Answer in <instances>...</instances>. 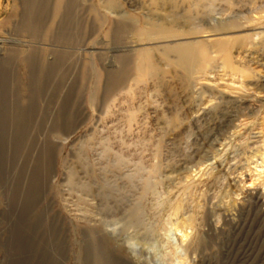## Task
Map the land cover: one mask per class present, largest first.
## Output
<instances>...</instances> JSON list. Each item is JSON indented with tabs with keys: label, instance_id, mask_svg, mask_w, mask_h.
<instances>
[{
	"label": "rangeland",
	"instance_id": "rangeland-1",
	"mask_svg": "<svg viewBox=\"0 0 264 264\" xmlns=\"http://www.w3.org/2000/svg\"><path fill=\"white\" fill-rule=\"evenodd\" d=\"M58 1L0 0V264H264V0Z\"/></svg>",
	"mask_w": 264,
	"mask_h": 264
},
{
	"label": "bare ground",
	"instance_id": "bare-ground-1",
	"mask_svg": "<svg viewBox=\"0 0 264 264\" xmlns=\"http://www.w3.org/2000/svg\"><path fill=\"white\" fill-rule=\"evenodd\" d=\"M24 1V3H25V6L27 7V12H29V15H28V19L26 20V22H25V26H27V27H30V28H32V27H34V26H37V24L39 23L38 22V20H37V17H38V14H37V11L39 10V9H41V12H44V11H46L47 10V3H48V1L49 0H23ZM58 2H61L60 0L58 1ZM57 2V3H58ZM68 3H69V7H66V8H71L72 9V7H71V5L73 4V3H78V0H69V1H67ZM56 3V4H57ZM58 5V4H57ZM59 5H60V3H59ZM108 5L109 6H113V3L112 2H108ZM57 7V6H56ZM67 10V9H66ZM69 10V9H68ZM68 12V11H67ZM71 13V12H70ZM70 15V14H69ZM38 26H39V24H38ZM122 27V26H121ZM38 29V28H37ZM121 29V28H120ZM124 29H126V28H124ZM36 31V30H35ZM129 33V32H128ZM38 36V35H37ZM23 53V52H22ZM29 55V54H28ZM22 56V55H21ZM32 56V55H31ZM32 58V57H31ZM23 59V58H22ZM24 60V59H23ZM22 60V62H24ZM29 60V59H28ZM30 62V61H29ZM67 62V61H66ZM25 63H27L26 61H25ZM190 63V62H189ZM188 63V64H189ZM28 64V63H27ZM49 64V63H48ZM42 65V64H41ZM48 66V65H47ZM42 67V66H41ZM45 67H46V65H45ZM45 67H43V70L45 69ZM41 69V68H40ZM48 68H46V70H47ZM120 70V69H119ZM8 72V71H7ZM42 72H45V71H42ZM119 72V71H118ZM67 73V72H66ZM116 74V73H115ZM7 75V74H6ZM42 75V74H41ZM118 75H121L120 73H118L117 74V76ZM120 77V76H119ZM113 79V78H112ZM5 80H6V78H5ZM113 81V80H112ZM42 87V86H41ZM44 87V86H43ZM10 88V87H9ZM45 88V87H44ZM43 91H44V89H42ZM41 93V92H40ZM57 93V92H56ZM30 110V109H29ZM28 110V111H29ZM32 110V109H31ZM30 112V111H29ZM32 112V111H31ZM25 113V115L27 114V110H26V112H24ZM31 115H33V112H32V114ZM32 117V116H31ZM23 118H24V116H23ZM26 118H28V117H26ZM25 118V119H26ZM37 118V117H36ZM31 119V118H30ZM57 122V121H56ZM52 124V123H51ZM104 264V263H103Z\"/></svg>",
	"mask_w": 264,
	"mask_h": 264
}]
</instances>
